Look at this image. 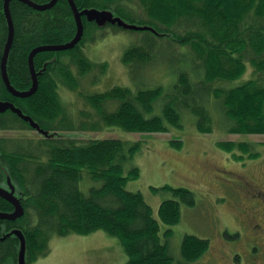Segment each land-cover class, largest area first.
I'll list each match as a JSON object with an SVG mask.
<instances>
[{
    "label": "trees",
    "instance_id": "obj_1",
    "mask_svg": "<svg viewBox=\"0 0 264 264\" xmlns=\"http://www.w3.org/2000/svg\"><path fill=\"white\" fill-rule=\"evenodd\" d=\"M74 1L79 10H107L127 25L131 24L122 16L135 12L155 27H126L110 20L98 24L83 14V33L74 47L34 55L37 87L28 96L12 94L0 69V102L21 112L11 107L0 109V186L13 187L24 209L14 220L0 219V264H19L20 236L13 230L23 235L25 264L46 254L54 235L99 230L119 238L127 255L125 264H191L208 250L209 239L185 234L180 259L175 261L168 248L172 228L161 232L160 222L168 226L177 223L181 205L196 204L195 193L187 187H160L169 189L173 197L161 201L156 218L140 191L125 188L129 179L139 175L137 166L128 167L142 148L139 140L62 134L36 137L26 130L167 132L182 127V115L188 112L194 116L196 128L207 133L219 112L228 133L264 134V0H140L145 15L137 4L134 11L123 0ZM9 9L14 35L6 71L16 89L27 90L32 85L30 51L42 44L69 41L77 24L68 0H57L44 10L11 0ZM106 25L145 33L121 56L135 82L133 86L112 84L104 91H91L84 89L80 80L92 72L105 73L108 65L92 61L80 46L85 40L94 41L98 28ZM7 36L4 0H0V62ZM166 44L171 48L168 53ZM182 47L185 49L179 52ZM156 65L168 66L160 70L161 75L175 73L171 65L187 70L175 73L173 83L164 89L153 85L154 80L138 78ZM249 69L246 79L232 85ZM98 80L92 78L91 82ZM77 88L82 98L78 111L69 108L60 94V89ZM171 143L180 147L182 140ZM217 144L234 158L259 154L247 141ZM0 211H13V205L2 196Z\"/></svg>",
    "mask_w": 264,
    "mask_h": 264
},
{
    "label": "rangeland",
    "instance_id": "obj_2",
    "mask_svg": "<svg viewBox=\"0 0 264 264\" xmlns=\"http://www.w3.org/2000/svg\"><path fill=\"white\" fill-rule=\"evenodd\" d=\"M123 2L134 11L136 10L134 6L137 4L138 10L145 15L140 0H123ZM113 13L119 16L118 12L113 11ZM130 15L122 16L128 24L155 27L154 23L136 16L138 14L135 12ZM144 35L142 31L117 30L110 25L98 28L95 40H85L80 47L92 61H106L108 68L105 73L92 72L87 78L80 80L83 88L104 91L112 84L133 86L135 80L128 73L121 56L126 47L138 42V39ZM139 43L143 42L139 41ZM165 49L168 53L171 49L170 45L166 44ZM184 49L182 47L179 52H183ZM185 63L187 64L188 61ZM171 68H175L176 74L187 70L184 66L178 68L171 65ZM163 69L167 70L168 66L162 68L156 65L152 71H145L138 75V78L154 80L153 85L160 84L167 89L173 83L175 73L161 75L160 70ZM249 72L250 69L240 79L234 80L232 85L241 82V79H246ZM189 73L193 71L189 69ZM92 78L100 80L91 82ZM77 91L79 88L60 89V94L69 104V108L78 111L82 106V98ZM224 126L226 120L217 112L212 131L203 133L196 128L194 116L184 112L182 127H173L167 132H123L117 129L116 133L75 130L40 134L37 130L28 129L26 133L36 137L62 134V136L78 138L118 137L129 142L139 140L142 148L135 153L128 165V167L137 166L139 175L129 179L125 188L130 191H140L146 202L151 205L156 218L161 201L173 197L169 189L160 187L169 185L191 189L195 193L196 204L194 206L182 204L180 220L171 226L160 222L161 232L167 227L172 228L168 248L175 261L180 259V245L185 234L209 239L208 250L191 264H216L212 257L215 253L220 254L218 249L221 246V237L224 236L221 232L222 228L229 227L233 220L235 213L233 202L237 196V188L244 183L245 177L264 187V134L228 133ZM173 139H181V146L173 145L171 143ZM219 141L251 142L254 144L253 149L259 154L253 158H234L232 154L218 146ZM236 153L241 152L236 149ZM152 186L158 189L154 190ZM99 232L101 233L54 235L48 243L49 251L29 264H125L124 257L127 255L123 253L119 238L101 230Z\"/></svg>",
    "mask_w": 264,
    "mask_h": 264
},
{
    "label": "flooded vegetation",
    "instance_id": "obj_3",
    "mask_svg": "<svg viewBox=\"0 0 264 264\" xmlns=\"http://www.w3.org/2000/svg\"><path fill=\"white\" fill-rule=\"evenodd\" d=\"M237 188L229 227L222 228L216 264H264V187L245 177Z\"/></svg>",
    "mask_w": 264,
    "mask_h": 264
},
{
    "label": "water",
    "instance_id": "obj_4",
    "mask_svg": "<svg viewBox=\"0 0 264 264\" xmlns=\"http://www.w3.org/2000/svg\"><path fill=\"white\" fill-rule=\"evenodd\" d=\"M10 1L11 0H4V12H5L7 23H8V36H7V40L5 43L4 51H3L1 62H0V69H1L2 79L4 83L6 84V87L12 94L16 96H21V97L28 96L31 93H33L37 87V73L35 71L34 62H33L34 55L37 52L44 51V50H52V51L66 50V49H70L74 47V45H76L79 42L82 36V33H83V23H82L83 14H85L88 19H95L98 22V24L102 23L105 20H110L112 22H118L119 24H122L126 27H134L132 25L125 24L118 17H113L111 12L107 10H98L96 8H89V9L85 8L83 10H79L74 0H68V3L72 9V12L75 17L76 24H77V30H76L75 35L73 36V38H71L69 41L65 43L42 44V45H39L33 48L30 51L29 58H28L29 68H30V72L32 76V85L27 90H18L11 84L9 77L7 75V71H6L7 57H8L9 50L11 48V44L13 41V35H14L13 21H12L10 9H9ZM21 1L29 4L30 6L36 9L44 10V9L51 8L56 3L57 0H49V2L43 3V4L35 3L32 0H21ZM7 107H11L13 110L17 111L21 115L20 110L17 108H14L12 104L6 103V102H0V109H5ZM24 117L28 118L27 116H24ZM33 124L37 126L35 123ZM39 131L43 132V134L46 132L42 129H39ZM13 192H14L13 187H11V190H8L5 187L0 186V196L10 201V203L13 205V211L11 212L0 211V219L14 220L20 217L24 212L20 199L17 196H15ZM13 231L16 232L20 236V252L18 253L19 264H25V259H24L25 241H24L23 235L21 231L19 230H13Z\"/></svg>",
    "mask_w": 264,
    "mask_h": 264
},
{
    "label": "crops",
    "instance_id": "obj_5",
    "mask_svg": "<svg viewBox=\"0 0 264 264\" xmlns=\"http://www.w3.org/2000/svg\"><path fill=\"white\" fill-rule=\"evenodd\" d=\"M100 231V230H99ZM99 231H96V232H94V233H101V232H99ZM120 249L122 250V248H121V246H120ZM123 251V250H122ZM123 253H125L124 251H123ZM124 255V254H123ZM126 255V254H125ZM124 257V256H123ZM124 260L126 261L127 260V256H125L124 257Z\"/></svg>",
    "mask_w": 264,
    "mask_h": 264
}]
</instances>
